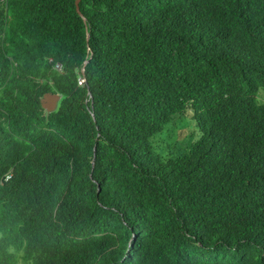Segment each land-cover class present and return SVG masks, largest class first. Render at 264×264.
<instances>
[{
    "label": "trees",
    "instance_id": "trees-1",
    "mask_svg": "<svg viewBox=\"0 0 264 264\" xmlns=\"http://www.w3.org/2000/svg\"><path fill=\"white\" fill-rule=\"evenodd\" d=\"M79 9L0 0V264H264V0Z\"/></svg>",
    "mask_w": 264,
    "mask_h": 264
},
{
    "label": "water",
    "instance_id": "water-1",
    "mask_svg": "<svg viewBox=\"0 0 264 264\" xmlns=\"http://www.w3.org/2000/svg\"><path fill=\"white\" fill-rule=\"evenodd\" d=\"M79 2L80 0H75L76 10L80 13ZM83 19L85 20V17ZM60 98L59 93L47 92L41 97V105L48 112L54 111Z\"/></svg>",
    "mask_w": 264,
    "mask_h": 264
},
{
    "label": "clouds",
    "instance_id": "clouds-1",
    "mask_svg": "<svg viewBox=\"0 0 264 264\" xmlns=\"http://www.w3.org/2000/svg\"><path fill=\"white\" fill-rule=\"evenodd\" d=\"M81 13V12H80ZM81 15H82V13H81ZM84 17V16H83ZM85 64L86 63H84V66L82 67V69H81V71H82V74L79 76V81H80V83L81 84H84V82H85V76H84V73H85ZM56 68L58 69V70H60V71H62V65L61 64H56ZM49 92V91H48ZM47 93V92H46ZM52 93H58V92H52ZM45 94V93H44ZM60 94V93H59ZM61 95V94H60ZM43 96V95H42ZM41 96V97H42ZM61 97H62V95H61ZM61 99V98H60ZM259 99L261 100V101H263L264 102V90H262L261 91V95H260V97H259ZM59 102V101H58ZM40 103H41V98H40ZM57 105H58V103H57ZM41 107H42V105H41ZM43 108V107H42ZM44 109V108H43ZM57 109V108H56ZM55 109V110H56ZM45 110V109H44ZM54 110V111H55ZM46 111V110H45ZM48 112V111H47ZM51 112H53V111H51ZM178 119L180 120V121H182V123H183V127H182V130L179 132V134H182V135H184L185 137L187 136V134H186V127H187V122H186V120L184 119V117H182V116H179L178 117ZM171 124H173L172 122H171ZM178 137H180V136H178ZM7 178H9V176L7 177ZM38 261H40V260H38ZM1 264H16V263H14L13 261H10V260H8V261H2V263Z\"/></svg>",
    "mask_w": 264,
    "mask_h": 264
},
{
    "label": "rangeland",
    "instance_id": "rangeland-1",
    "mask_svg": "<svg viewBox=\"0 0 264 264\" xmlns=\"http://www.w3.org/2000/svg\"><path fill=\"white\" fill-rule=\"evenodd\" d=\"M182 127H183L182 121L175 123V126L173 124L170 125V129L173 132V134L175 135V137L171 138V140H169L170 138L169 139L165 138L166 139L165 143L167 144V148H172V151H178L179 148H176L175 145L183 143L185 136L182 134H179V132L182 130ZM178 136H180V137H178Z\"/></svg>",
    "mask_w": 264,
    "mask_h": 264
}]
</instances>
